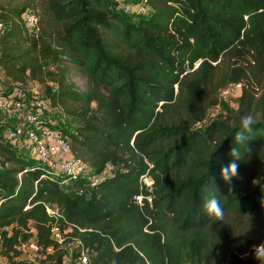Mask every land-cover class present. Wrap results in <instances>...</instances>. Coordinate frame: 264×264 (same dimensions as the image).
Returning <instances> with one entry per match:
<instances>
[{
	"label": "trees",
	"instance_id": "16d2710c",
	"mask_svg": "<svg viewBox=\"0 0 264 264\" xmlns=\"http://www.w3.org/2000/svg\"><path fill=\"white\" fill-rule=\"evenodd\" d=\"M146 5L148 16L123 15L112 0L1 8L7 82L40 85L68 120V129L50 125L68 136L71 153L92 175L108 172L93 186L87 179L68 188L39 179L45 170L6 144L0 128L2 258L19 255L14 245L34 237L41 264H62L50 239L49 204L70 226L66 242L79 238L91 264H258L252 251L264 242V0ZM27 10L36 29L21 18ZM232 84L241 85L236 107L223 105L210 120ZM245 114L257 121L246 141L253 152L239 162L230 193L219 173L232 160V136ZM143 175L150 187L140 182ZM211 196L225 219L209 225L202 205Z\"/></svg>",
	"mask_w": 264,
	"mask_h": 264
},
{
	"label": "built area",
	"instance_id": "2783aa9c",
	"mask_svg": "<svg viewBox=\"0 0 264 264\" xmlns=\"http://www.w3.org/2000/svg\"><path fill=\"white\" fill-rule=\"evenodd\" d=\"M120 12L126 16H141L147 13L146 0H114ZM33 23L29 25L30 29H36V18L31 17ZM4 26L0 23V29ZM7 87V88H6ZM239 91L240 84H232L221 93H227L228 90ZM54 110L49 102L40 97L29 96L22 87H14L7 84L4 72L0 68V128H6L7 135L4 139L6 144L13 148H23L28 151L30 157L37 161L45 170V174L39 179H49L56 181L61 187L68 188L69 184L77 179H87L91 186L104 179L108 172L99 175H92L90 169L84 161L77 155L72 154L68 136L64 135L50 125L51 120L44 122V118ZM140 182L147 187L152 185V181L146 175L140 177ZM141 203V197L136 198ZM2 201L0 200V205ZM29 206L24 208L27 210ZM47 215L54 220L50 230V239L59 246L63 247L68 239L70 226L65 222L59 209L55 205H45ZM84 232V230H79ZM18 241L14 245L15 251L19 255L5 259V264H16L22 260L23 264H39L45 259L36 243ZM71 248L62 255V264L74 260L77 264H91L88 249L84 247L79 238H71L68 243ZM1 250V238H0ZM47 249L46 252H50ZM21 257V259H20ZM0 255V262L2 260ZM19 259V260H18Z\"/></svg>",
	"mask_w": 264,
	"mask_h": 264
},
{
	"label": "clouds",
	"instance_id": "9594fccd",
	"mask_svg": "<svg viewBox=\"0 0 264 264\" xmlns=\"http://www.w3.org/2000/svg\"><path fill=\"white\" fill-rule=\"evenodd\" d=\"M257 121L251 114L241 116L239 127L235 130L233 137V146L230 149L229 155L232 160L229 164L221 167L220 178L228 186V191L231 193L234 190L232 181L239 176V162L251 157L253 150L246 147V141L252 138L254 126ZM243 146L244 152H241L240 146ZM216 150V149H215ZM262 210V219H264V199L260 202ZM203 214L209 225L216 221L223 222L225 219V211L221 205V201L216 196L206 197L202 205ZM253 258L258 261V264H264V242L253 246Z\"/></svg>",
	"mask_w": 264,
	"mask_h": 264
},
{
	"label": "rangeland",
	"instance_id": "374dc122",
	"mask_svg": "<svg viewBox=\"0 0 264 264\" xmlns=\"http://www.w3.org/2000/svg\"><path fill=\"white\" fill-rule=\"evenodd\" d=\"M29 0H0V14H3V10L1 8H8L6 9V11L8 10H15V9H21L25 6L26 2ZM114 1V0H112ZM117 10L120 12V7H117ZM147 13L145 14V16H148L150 13L149 8H146ZM34 14L32 13L31 10H27L26 12H24V14L22 15V19L24 20V22L26 23L27 27L29 28V25H31L33 23V19H31V17ZM128 21H134L133 18H126ZM1 22V21H0ZM3 24V28L0 29V36L3 34L4 30L6 28H8V24L6 23H2ZM71 69V73H70V78L73 81V83L75 84V86L80 89V90H84L85 89V80L80 76V74L76 71L75 68L70 67ZM8 84V82H7ZM7 88V87H6ZM24 89V91L29 95V96H36V97H40L43 98L42 95V89L41 86L38 85L37 83H29L28 85H26L25 87H22ZM240 95L239 91H233V90H228L227 93H220L219 95V100L221 102L220 105L216 106L212 111L211 114L209 115L210 120H213L217 117L218 113H222L223 105H227L229 107L235 108L237 105V99ZM47 120H51V122L56 125L59 126L61 128L64 129H68L69 127V123L68 120L66 118V116H64L63 112L61 110L58 109H54L51 114L47 115L44 118V122ZM207 124V122H203L201 124H199L196 128L197 129H202L203 127H205ZM3 129V128H2ZM16 152L19 153L20 155H22L24 158L26 159H31L33 160L32 157H30V155L28 154V151L26 149H21L18 148L16 149ZM35 242V238L32 237L31 243L33 244ZM69 247L71 248V246H69L68 242H66L65 244H63V247L60 249L61 253L60 254H66L68 252ZM73 249V247L71 248ZM21 259V257H20ZM19 260V259H18ZM42 261L39 262V264H41ZM0 264H2L0 262ZM18 264H23L22 260L20 261V263ZM65 264H77L74 260H71L70 262H67Z\"/></svg>",
	"mask_w": 264,
	"mask_h": 264
},
{
	"label": "crops",
	"instance_id": "0c3cea01",
	"mask_svg": "<svg viewBox=\"0 0 264 264\" xmlns=\"http://www.w3.org/2000/svg\"><path fill=\"white\" fill-rule=\"evenodd\" d=\"M1 134H2V136L4 137V139H5V137H6V135H7V130H6V128H3L2 130H1ZM1 263L2 264H5V259L3 258L2 260H1Z\"/></svg>",
	"mask_w": 264,
	"mask_h": 264
}]
</instances>
